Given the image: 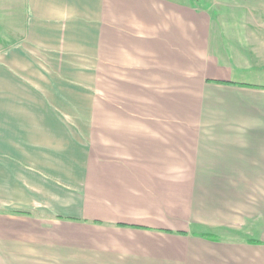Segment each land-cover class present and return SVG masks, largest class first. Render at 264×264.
<instances>
[{
  "label": "crops",
  "instance_id": "0c3cea01",
  "mask_svg": "<svg viewBox=\"0 0 264 264\" xmlns=\"http://www.w3.org/2000/svg\"><path fill=\"white\" fill-rule=\"evenodd\" d=\"M1 13L0 264H264V0Z\"/></svg>",
  "mask_w": 264,
  "mask_h": 264
},
{
  "label": "rangeland",
  "instance_id": "374dc122",
  "mask_svg": "<svg viewBox=\"0 0 264 264\" xmlns=\"http://www.w3.org/2000/svg\"><path fill=\"white\" fill-rule=\"evenodd\" d=\"M199 5H200L201 8H203L204 3L200 1V4H199ZM253 15H259V13H255V12H253ZM0 16H2V17L0 18V21H2V23L5 22V25H7L9 22H11V21L13 20V17H12V16H11V17H7V18L5 19V17H4V13H1ZM258 18H259V17H258ZM0 30H1V32H3L4 29H0ZM1 34H3V33H1ZM10 35H11V34H10ZM98 94H99V93H98Z\"/></svg>",
  "mask_w": 264,
  "mask_h": 264
}]
</instances>
